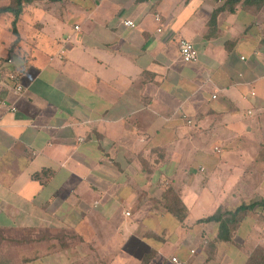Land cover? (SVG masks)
<instances>
[{"label": "crops", "instance_id": "1", "mask_svg": "<svg viewBox=\"0 0 264 264\" xmlns=\"http://www.w3.org/2000/svg\"><path fill=\"white\" fill-rule=\"evenodd\" d=\"M14 18L0 14V264H245L264 245L260 206L232 241L201 222L264 200V1L34 0L19 37ZM170 185L184 222L161 205ZM92 219L113 232L80 229Z\"/></svg>", "mask_w": 264, "mask_h": 264}, {"label": "trees", "instance_id": "2", "mask_svg": "<svg viewBox=\"0 0 264 264\" xmlns=\"http://www.w3.org/2000/svg\"><path fill=\"white\" fill-rule=\"evenodd\" d=\"M8 5L0 7V14L10 12L14 15L12 22V30L18 36L17 20L23 12L24 6L32 3L34 0H9ZM231 2H237L239 0H229ZM263 2L264 0H257ZM19 37V36H18ZM19 39V38H18ZM13 59V56L10 57ZM8 61V60H7ZM38 176V175H37ZM40 176V175H39ZM161 205L164 210L173 214L181 222H184L188 216V207L185 205L179 192L174 189L173 186H167L162 195ZM261 207V211L264 212V200L255 201L250 204H242L234 210L225 209L220 207L212 215L201 220V222H215L218 225V233L214 242L232 241L235 231L240 226L242 221L247 217L248 212ZM264 217V216H261ZM147 257V256H146ZM145 259H150L147 257ZM145 263L147 261H144ZM245 264H264V245H257L251 252L248 260Z\"/></svg>", "mask_w": 264, "mask_h": 264}, {"label": "built area", "instance_id": "3", "mask_svg": "<svg viewBox=\"0 0 264 264\" xmlns=\"http://www.w3.org/2000/svg\"><path fill=\"white\" fill-rule=\"evenodd\" d=\"M156 17L158 20L160 19L159 15H157ZM124 23L127 26H131V27L136 26V24L133 20H125ZM76 28L79 29V26H76ZM159 30H161V28H159ZM179 49H180L181 58L185 62L189 63V62H194V61L198 60L199 52H198V49L196 48L195 44L192 41L185 39V38L181 39L179 42ZM8 63H13V60L11 58L8 59ZM10 79L14 82L15 88L18 92L23 91L24 86L20 80V73L19 72H17V71L11 72L10 73ZM0 103L3 105L5 104V102L3 100H0ZM13 109H16V108L13 107ZM250 113H252V112L250 111ZM127 214L129 215L130 213L127 212ZM192 252L195 253V250H193ZM172 262L174 264H183V262L177 256L172 257Z\"/></svg>", "mask_w": 264, "mask_h": 264}, {"label": "rangeland", "instance_id": "4", "mask_svg": "<svg viewBox=\"0 0 264 264\" xmlns=\"http://www.w3.org/2000/svg\"><path fill=\"white\" fill-rule=\"evenodd\" d=\"M211 147V146H210ZM227 148H229V147H231V146H226ZM222 162H223V170H224V176H225V178H227L231 173L233 174V175H235V176H237V174L235 173V171L237 170V169H241L242 168V165L241 164H235L234 165V170H233V165L232 164H234L235 162H230V161H228V159H227V155H223L222 156ZM217 174V173H216ZM215 174V175H216ZM214 175V176H215ZM97 192H99V191H97ZM90 194V193H89ZM97 194H99V193H97ZM75 195H73V197H74ZM88 198H90V199H92V196H87ZM92 201H93V199H92ZM71 210V209H70ZM70 210H67V211H70ZM87 228L89 231H91V230H95V229H101V230H104L103 232H102V234H106V235H110V232H113L112 230L113 229H111V231L110 230H108V226H106L105 224H98V222H97V220H91V221H85V222H82L81 224H80V229H84V228Z\"/></svg>", "mask_w": 264, "mask_h": 264}]
</instances>
